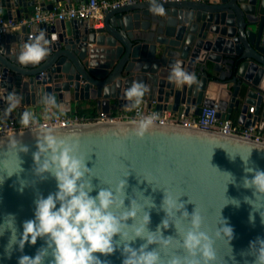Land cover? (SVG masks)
<instances>
[{"label":"water","instance_id":"water-1","mask_svg":"<svg viewBox=\"0 0 264 264\" xmlns=\"http://www.w3.org/2000/svg\"><path fill=\"white\" fill-rule=\"evenodd\" d=\"M60 2L73 6V0H0V16L16 19L33 14L37 3L42 9L52 10ZM160 2L165 8L163 16L153 15L148 1H139L102 9L100 27L83 19L57 20L22 26L2 36L0 90L15 91L22 99L7 116L6 104L0 100L1 118H20L24 111L33 115L37 106L50 104L44 102L48 95L55 98L54 105L61 111L70 112L75 104L110 113L114 104L119 108L129 106L125 90L134 81H142L149 86L142 98L149 108L201 115L204 107L216 106L217 116L235 119L246 127L258 125L264 131V0ZM40 29L46 31L48 39L56 37L50 44V55L37 66H21L16 55L30 34L34 36ZM177 59L186 71L196 74L197 83L169 82L170 67ZM134 122L89 121L0 136V178L5 176L0 184V223L6 214H15L22 232V223L33 218L34 200L57 191L54 177L47 175L41 180L33 171L36 135L51 129L60 140L78 142V154L91 169L87 179L96 187L90 195H97L101 187L115 188L130 173L125 207H130L131 199L143 201L138 191L151 196L156 208L150 210L148 229L153 232L165 217L160 210L164 190L184 195L180 200L188 213L191 215L196 207L204 217L203 230L213 238L220 258L230 251L225 239L215 237L227 186L225 195L241 201L239 208L228 205L221 213L234 229L233 255L237 264L246 260L251 264L254 258L241 253L247 252L257 236L264 238V224L258 213L255 223L249 222L251 208L243 198L254 197L252 190L238 187L245 175L240 156L251 154L249 166L264 170V140L172 123H154L143 138H138L133 132ZM18 141L29 151L18 153L24 171L9 178L7 173L18 171ZM228 154L236 159L230 160ZM223 172L233 174L236 184H228L230 177ZM21 182L26 184L23 191ZM162 231L165 238H178L174 225ZM8 235L0 237V264H17L22 254L34 256L44 243L38 239L36 245H25L23 253L14 252L7 259L3 252ZM142 243L137 239L132 246L138 248ZM155 247L150 245L149 250ZM157 250L165 261L174 254L186 255L176 241ZM96 255L104 264H122L120 251L110 256Z\"/></svg>","mask_w":264,"mask_h":264},{"label":"clouds","instance_id":"clouds-1","mask_svg":"<svg viewBox=\"0 0 264 264\" xmlns=\"http://www.w3.org/2000/svg\"><path fill=\"white\" fill-rule=\"evenodd\" d=\"M148 2L149 11L153 15H165V8L160 0ZM55 39V36H52L51 40L48 39L44 29L38 30V34L30 36L22 44L16 55L17 62L21 66L39 65L50 55V44ZM168 80L176 85L190 86L197 83L196 74L186 71L179 59L172 63ZM104 91L108 93L109 89L105 87ZM148 91V85L142 81H134L124 93L130 102L129 107H138ZM21 99L15 91L0 90V100L6 104L5 116L19 107ZM44 102L55 104V98L48 95ZM156 119L155 115L141 116L134 122V134L143 138ZM32 122L31 112L24 111L20 114L22 126L29 127ZM36 140L37 151L33 153L34 175L41 180L46 179L47 175L54 177L57 191L50 193L46 198L40 195L34 200L33 218L22 223V232L17 227L15 214L9 213L3 217V222L0 223V237L9 234L3 257L11 259L14 252L23 253L25 245L34 246L40 239L44 243L35 255L22 254L17 258V264H104L96 254L110 256L116 251H120L122 264H228V260L237 264L231 245L234 229L221 213L228 205L239 208L241 201L225 195L227 186L224 193L226 202L220 210V219L215 231L217 239L227 241L230 251L225 256L228 257L226 260L225 257L217 256L213 238L203 230L204 217L201 213L196 207L191 215L186 210L185 203L180 200L184 195H175L164 190L160 210L165 213V217L154 232L150 231V210L156 208L151 196H145L143 192L135 189L142 193L143 201L131 199L130 207H125V190L130 173L115 188L101 187L97 195L92 196L90 194L96 191V187L91 179H87L91 169L86 166L87 160L78 154V142L60 140L51 129L36 135ZM16 146L18 171L7 173L9 178L14 174L19 176L24 171L21 167L23 161L19 159L18 153L29 151L26 146H20L19 141ZM250 155L247 158L239 155L245 175L238 187L252 190L254 199L248 196L243 198V203L251 208L249 222L254 224L258 213L261 223L264 224V170L249 166ZM229 159L234 161L236 156L229 155ZM223 173L230 177L228 184H236L233 174ZM4 180L5 176L0 178V184L4 183ZM25 186L26 184L21 182L20 191H23ZM156 190L157 188L153 187V191ZM121 193L123 199L120 198ZM129 219L133 221L131 225L127 223ZM170 224L175 226L178 238L163 236L162 230H167ZM115 237L118 239H114ZM137 239L144 241L138 248L132 246ZM173 241H176L186 255L174 254L165 261L157 249L167 248ZM150 245L157 247L149 250ZM241 255L253 257L251 264H264V238L257 236L255 240L250 241L247 252H242ZM245 264H248L247 260Z\"/></svg>","mask_w":264,"mask_h":264},{"label":"built area","instance_id":"built-area-1","mask_svg":"<svg viewBox=\"0 0 264 264\" xmlns=\"http://www.w3.org/2000/svg\"><path fill=\"white\" fill-rule=\"evenodd\" d=\"M139 1L148 0H87L79 2L76 6H54L52 10L42 9L37 3L35 12L28 16L19 18H4L0 16V38L13 30H19L22 26H36L40 23H54L57 20H87L94 27H100L102 22V9L117 7L123 4H131ZM167 1V0H163ZM33 36V34H30ZM254 108L251 107L250 111ZM218 108L216 106L204 107L201 115L186 114L185 110L171 111L149 108L146 100H142L138 107L119 108L117 115L110 113L96 112L95 114H81L78 112H66L55 110L49 115L33 114V122L29 127L20 124V118L10 117L0 120V136L18 131L30 130L41 127L71 125L89 121H114V120H135L138 121L141 116L155 115L157 119L154 123H172L183 126L200 127L213 129L225 133H235L246 137H253L258 140H264L263 131L258 125L246 127L235 123L232 119L221 118L217 116Z\"/></svg>","mask_w":264,"mask_h":264},{"label":"crops","instance_id":"crops-1","mask_svg":"<svg viewBox=\"0 0 264 264\" xmlns=\"http://www.w3.org/2000/svg\"><path fill=\"white\" fill-rule=\"evenodd\" d=\"M79 3L76 2L75 0H73V5L76 6L78 5ZM58 5H62V6H66V2H60L58 4H56V6ZM18 30H13L12 32L10 33H14V32H17ZM8 34V33H7ZM113 107H116L118 109V112H119V107L114 104ZM55 110H59L57 106H55L54 104H47V105H41V106H37L36 107V110H35V113L38 114V115H49L51 114L52 112H54ZM77 110V107L75 106V104L72 106L71 108V112H75ZM0 120H2L1 118V113H0ZM235 123L239 124L235 119H232ZM263 135H264V131H263Z\"/></svg>","mask_w":264,"mask_h":264},{"label":"trees","instance_id":"trees-1","mask_svg":"<svg viewBox=\"0 0 264 264\" xmlns=\"http://www.w3.org/2000/svg\"><path fill=\"white\" fill-rule=\"evenodd\" d=\"M75 112L81 113V114H95L97 110L95 108H81L77 107V110ZM73 113V112H71Z\"/></svg>","mask_w":264,"mask_h":264},{"label":"rangeland","instance_id":"rangeland-1","mask_svg":"<svg viewBox=\"0 0 264 264\" xmlns=\"http://www.w3.org/2000/svg\"><path fill=\"white\" fill-rule=\"evenodd\" d=\"M111 114L117 115L118 114V109L116 107L111 108Z\"/></svg>","mask_w":264,"mask_h":264}]
</instances>
